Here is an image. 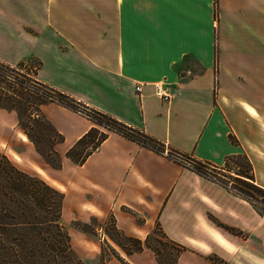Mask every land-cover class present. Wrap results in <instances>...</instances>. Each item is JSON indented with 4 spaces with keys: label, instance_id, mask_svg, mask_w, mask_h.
I'll list each match as a JSON object with an SVG mask.
<instances>
[{
    "label": "crops",
    "instance_id": "crops-1",
    "mask_svg": "<svg viewBox=\"0 0 264 264\" xmlns=\"http://www.w3.org/2000/svg\"><path fill=\"white\" fill-rule=\"evenodd\" d=\"M0 63L206 171L116 132L78 165L67 153L96 125L49 101L40 117L63 138L55 169L18 113L0 110V153L62 192L71 223L112 220L143 242L160 225L187 248L178 264H264V213L213 178L245 157L264 190V0H0ZM116 250L157 264L151 249Z\"/></svg>",
    "mask_w": 264,
    "mask_h": 264
},
{
    "label": "trees",
    "instance_id": "trees-1",
    "mask_svg": "<svg viewBox=\"0 0 264 264\" xmlns=\"http://www.w3.org/2000/svg\"><path fill=\"white\" fill-rule=\"evenodd\" d=\"M9 69L11 68L0 63L1 81H4V75ZM28 78L31 79V77ZM34 82L37 86L32 88L31 83L19 81L20 86H24L26 90L36 93L42 99L41 107L46 102L53 101L51 98L55 96L57 101L75 110L81 107L85 108L66 95L41 85L35 80ZM0 110L16 111L19 116L20 126L34 143L38 152L55 169L62 167L61 157L55 151L54 146L56 143L62 141L63 138L48 121L42 119L51 127L58 140L52 147V150L45 153L23 123L22 114L26 113V110L23 111L16 105L2 106ZM90 111L91 115L89 119L96 126L79 139L67 153V157L76 164L83 165L92 153L108 138L110 132L122 134L158 152L165 151L164 144L148 137L144 133L136 131L105 114ZM99 127L106 128L108 132L100 131ZM50 154L52 156L55 155L56 159H53ZM239 160L246 161L247 167L250 170V176L245 175L243 172L238 173L236 180L239 184H236L234 181V185L241 192L242 196L247 198L260 210H264V190L251 182L253 180V175L251 174L252 168L247 158L238 157L232 162ZM228 168H230V164H228ZM196 169L198 172L206 174L202 166H197ZM226 183L225 181L224 184ZM255 193L260 195H255ZM64 198L65 195L62 192L49 185L40 177L31 176L23 172L6 155L0 153V264H84L74 251L71 237L61 222ZM87 225L81 224L80 227L86 230ZM118 234L121 238L134 245V247H129L122 242H117L118 246L127 255L139 253L148 248L154 252L157 264H178L180 256L187 251L185 246L170 240L160 225L149 234L144 242L125 236L119 231ZM157 235L164 241L158 239ZM154 243H158L159 245L155 246ZM161 245L173 249L175 251L174 257L163 259L161 256L163 250ZM113 256L123 260L118 255L114 254ZM210 260L212 264H216L218 261H221L223 264H229L216 256H211ZM122 262L128 264L124 260ZM102 264H105L104 260H102Z\"/></svg>",
    "mask_w": 264,
    "mask_h": 264
},
{
    "label": "rangeland",
    "instance_id": "rangeland-1",
    "mask_svg": "<svg viewBox=\"0 0 264 264\" xmlns=\"http://www.w3.org/2000/svg\"><path fill=\"white\" fill-rule=\"evenodd\" d=\"M13 70V69H10ZM19 70V69H14ZM20 71V70H19ZM15 72V71H13ZM16 73V72H15ZM20 80L26 83H32L34 80L26 77L21 74ZM37 85H34L36 87ZM42 99L37 96L36 93L26 90L24 86L13 85L8 82L0 80V107L16 105L21 110H26L27 112L22 114V120L25 126L27 127L30 134L34 139L39 143V146L42 151L45 153L52 150V147L57 142L58 137L52 131L42 117H40V104ZM39 115V116H37ZM100 131L108 132L106 128L99 127ZM53 159H56V156L50 154ZM230 168H233L235 175H230V173L220 172L218 175L221 179L230 178L231 181H235L237 184L236 178H238V173H245V175L250 176V170L247 167L245 160L234 161L230 164ZM225 177V178H224ZM239 184V183H238ZM255 195H260L255 193ZM74 210V205L72 203L68 204L66 207L65 215L62 216V224L69 233L71 237V244L76 252L77 256L84 262V264H102V260L107 261L113 258L114 254L118 255L116 252L118 249L120 252L125 253L124 250L118 246L117 242H122L129 247H134L133 244L129 243L125 239L121 238L118 234V231L113 225V221L109 220L106 225L99 223L96 220L88 223L86 230H83L80 226L82 223H71L70 216ZM264 213V210H261ZM84 235L88 236L89 240L87 242L82 238ZM158 239L159 236L157 235ZM164 241V240H162ZM155 246H158V243H154ZM160 247V246H159ZM162 250L163 259H171L175 255L173 249L164 247ZM160 247V249H161ZM88 248L89 251L86 250ZM82 253L80 254L79 253ZM126 254V253H125ZM127 255V254H126ZM188 257L185 258L184 262H187ZM140 262V260H139ZM216 264H223L221 261L216 262Z\"/></svg>",
    "mask_w": 264,
    "mask_h": 264
},
{
    "label": "built area",
    "instance_id": "built-area-1",
    "mask_svg": "<svg viewBox=\"0 0 264 264\" xmlns=\"http://www.w3.org/2000/svg\"><path fill=\"white\" fill-rule=\"evenodd\" d=\"M12 69V68H11ZM15 71V72H13ZM21 72L19 70H7V72L5 73L4 75V79L6 82L10 83V84H13V85H18L20 84L19 81H20V76H21ZM33 79V78H31ZM34 80V79H33ZM34 85H36V83L33 81L31 83V87L33 88ZM30 88V89H32ZM141 90V87H137V91L140 92ZM156 90H157V95L158 97H160L163 101L165 102H168L170 99H171V96H170V93L168 91V89H166L164 86L158 84L156 85ZM53 101H57V98L55 96H53L51 98ZM80 114L86 116V117H90L91 115V111L89 109H86V108H78L77 110ZM165 153H167L169 156H171L172 158L176 159V160H179L181 161L182 163L186 164L187 166L189 167H192V168H196L197 165H194L193 163L187 161L184 157H181L177 154H174L172 152H168V150H165L164 151ZM216 181L220 182V183H223L226 181L227 183L225 184L232 192L236 193V194H239L241 195V192L238 190V188L235 187V183L233 181H231L230 179L228 178H225V179H221V178H217V177H213Z\"/></svg>",
    "mask_w": 264,
    "mask_h": 264
}]
</instances>
